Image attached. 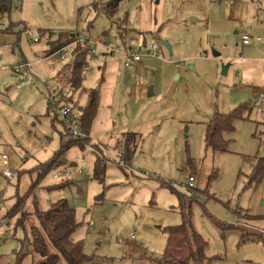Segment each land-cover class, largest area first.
I'll return each instance as SVG.
<instances>
[{
    "label": "rangeland",
    "instance_id": "374dc122",
    "mask_svg": "<svg viewBox=\"0 0 264 264\" xmlns=\"http://www.w3.org/2000/svg\"><path fill=\"white\" fill-rule=\"evenodd\" d=\"M100 1L15 0L0 16V166L6 155L15 175L0 174V264H40L31 255L20 260L24 232L17 217H6L29 190L24 211L59 199L74 209L71 240L83 246L82 264H164L188 176L196 190L191 224L207 243L203 264H264L257 238L264 237V173L250 179L264 163V105L252 101L264 95V0H121L112 16L93 9ZM120 23L127 39L156 44L158 56L125 68L100 47L88 52L82 89L100 91L91 139L72 145L65 166L37 181L34 168L53 158L64 132L48 102L63 104L57 80L69 75L77 51L70 46L61 58L53 48L70 34L120 44ZM23 63L31 69L19 85L8 69ZM86 97L75 93L76 106L84 108ZM244 104L251 111L223 134L225 150L206 147L208 117ZM127 140L129 162L117 156ZM63 169L69 176L54 179Z\"/></svg>",
    "mask_w": 264,
    "mask_h": 264
},
{
    "label": "trees",
    "instance_id": "16d2710c",
    "mask_svg": "<svg viewBox=\"0 0 264 264\" xmlns=\"http://www.w3.org/2000/svg\"><path fill=\"white\" fill-rule=\"evenodd\" d=\"M15 0H0V16L8 15L13 8ZM121 0H102L92 7L96 10H102L107 15L112 16L113 11L116 9ZM103 2V3H102ZM120 23L119 28H122ZM119 34V40L124 41L125 36L122 32ZM67 36V35H66ZM64 36V37H66ZM75 40L73 34L68 35L62 43H58L52 50L53 53H60L64 48H67ZM74 62L71 65L69 75H61L58 79L59 85V102L62 105H71L74 109H78L82 116L80 119L81 130L83 134L88 136L89 130L93 123V119L98 109V102L100 99V91L97 89L83 90L82 84L84 80L83 71L87 65L86 57L88 50L76 46ZM75 93L80 96L85 94L86 102L85 107H77L74 100ZM65 94L64 97L61 95ZM59 106V105H58ZM49 109L56 107L50 98L48 102ZM54 110V119L56 111ZM251 111L249 104L240 105V107L223 115L214 113L211 115L205 127V146L213 152L224 151L227 140L223 139V134L233 129L232 123L234 120L241 119L243 115L249 114ZM133 136V135H132ZM135 137V136H134ZM60 149L56 151L53 158L45 163H40L34 168L37 173V181H41L50 172L56 170V167L63 165V155L72 145H78L81 148L86 145L89 138H70L68 135L61 134ZM68 138V140H64ZM133 141V140H132ZM132 141L127 140L126 145L123 146L124 156L123 160L129 162L133 152L130 149ZM261 161V160H260ZM259 161L257 168L251 174V180L258 182L262 179L264 173V163ZM194 187L189 189L186 194H177L178 196V211L181 214L182 222L179 226L169 227V238L167 240V247L164 252L162 262L164 264H203L206 258L204 257V250L207 243L203 241L201 236L197 234L191 224V204L195 201ZM31 196V192L26 191L24 196L18 197L16 203L11 210L7 212L6 217L11 219L16 218L15 226L20 227L24 232V239L20 241V260L31 255L38 258L40 264H59L60 258L67 264H82L86 259L83 254V246L81 242H72L71 237L74 230L79 226L74 215V209L68 205L66 200L59 199L57 202L50 203L47 210L40 211L38 209V202L34 201V210L32 212L24 211L26 200ZM173 237V239H172ZM244 237H247V235ZM243 237V238H244ZM258 240L264 242V237L260 234L257 236ZM53 247L54 252H50V247Z\"/></svg>",
    "mask_w": 264,
    "mask_h": 264
},
{
    "label": "built area",
    "instance_id": "2783aa9c",
    "mask_svg": "<svg viewBox=\"0 0 264 264\" xmlns=\"http://www.w3.org/2000/svg\"><path fill=\"white\" fill-rule=\"evenodd\" d=\"M241 39L243 43L247 44L250 42V38L246 35H242ZM259 41V38H256ZM35 41V40H34ZM120 44H113L109 41L104 40L103 38H99V40H94L90 42L86 37H82L80 35L75 36V40L68 45L70 46H80L82 49L88 50L89 53L94 56L97 51V48H101L104 53L108 54L111 57H119L122 60L123 66L125 68H129L134 64H138L142 61L143 57H157L158 56V46L156 44H148L147 42L139 41L137 39H125L124 41H120ZM67 48H64L61 51V58L68 54ZM31 68V66L27 63H23L20 66L9 68L12 77L17 80L19 85H23L26 77V71ZM17 84V87H18ZM62 97L65 94L61 95ZM253 106L260 107L264 105V95H260L254 99ZM264 114V111H261ZM81 112L78 109H74L71 105H61L59 109L56 111L57 119L62 123L64 127V133L68 135L70 138H86L81 130ZM116 144V143H115ZM114 144V145H115ZM117 151V148L115 149ZM118 158L122 159L124 156V151L121 149V153H118ZM2 165L0 166V174L7 179L8 181L14 178V174L10 169H6L7 165V156H2ZM124 162H122L123 165ZM123 167V166H122ZM65 176H69V169H63L57 171L53 174L54 179L62 178ZM187 183L182 186V189L188 192L189 189L194 187V179L192 176H188L186 179ZM261 233L264 234V228L261 230ZM133 236L130 235V238Z\"/></svg>",
    "mask_w": 264,
    "mask_h": 264
},
{
    "label": "water",
    "instance_id": "95a60500",
    "mask_svg": "<svg viewBox=\"0 0 264 264\" xmlns=\"http://www.w3.org/2000/svg\"><path fill=\"white\" fill-rule=\"evenodd\" d=\"M164 45L168 48V50H170V48H169V45H168V43L167 42H165L164 43ZM218 54L217 53H213V56H217ZM226 68H227V66H224L223 68H222V74L224 75V73L226 72ZM150 90H149V93H148V95L150 96V95H152V89L151 88H149ZM211 117V116H210ZM210 117H208L209 119H210Z\"/></svg>",
    "mask_w": 264,
    "mask_h": 264
},
{
    "label": "crops",
    "instance_id": "0c3cea01",
    "mask_svg": "<svg viewBox=\"0 0 264 264\" xmlns=\"http://www.w3.org/2000/svg\"><path fill=\"white\" fill-rule=\"evenodd\" d=\"M121 31L123 32V30H120V32H121ZM118 38H119V37H118ZM124 38L127 39L126 37H124ZM133 39H135V38H133ZM138 40H139V41H142V39H138ZM37 41H38V40H37ZM143 41H144V40H143ZM259 41H260V40H259ZM144 42H145V41H144ZM244 44H245V43H244ZM140 63H141V62H140ZM134 65H136V64H134ZM86 66H87V65H86ZM30 69H31V68H30ZM84 69L86 70L87 67H85ZM57 85H59V81H58V80H57ZM57 88H58V87H57ZM63 134H64V132H63ZM90 139H91V138H90ZM64 164H65V163H64ZM64 164L61 165V166H65ZM61 166H60V167H61Z\"/></svg>",
    "mask_w": 264,
    "mask_h": 264
}]
</instances>
